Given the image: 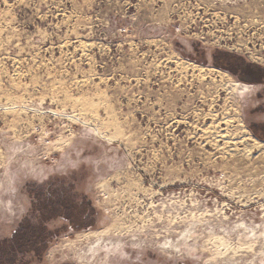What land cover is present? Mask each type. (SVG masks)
Segmentation results:
<instances>
[{
  "label": "rangeland",
  "instance_id": "1",
  "mask_svg": "<svg viewBox=\"0 0 264 264\" xmlns=\"http://www.w3.org/2000/svg\"><path fill=\"white\" fill-rule=\"evenodd\" d=\"M254 141L264 0H0V252L74 193L15 263L264 264Z\"/></svg>",
  "mask_w": 264,
  "mask_h": 264
},
{
  "label": "trees",
  "instance_id": "2",
  "mask_svg": "<svg viewBox=\"0 0 264 264\" xmlns=\"http://www.w3.org/2000/svg\"><path fill=\"white\" fill-rule=\"evenodd\" d=\"M44 188L48 189L49 194L44 195L41 191H38L33 196V204L34 210H32V217L30 216V221L27 222L26 226L23 225L25 219L20 221L18 229L14 231V234L11 236L10 248L5 252H0V264H28L27 261L20 260L18 263H15L17 258L15 256H23L24 253L28 252V249H32L34 257H39L41 259V254L38 253V245L43 241L45 234H41L42 237L39 236L38 229L40 226L42 227L43 222H48L54 218H62L67 223L69 221L68 208H71V204L74 201V198L71 196L74 193H71L69 197L66 198L67 195L62 194L60 191L54 189L52 184H46ZM52 196V199H50ZM42 198H45V202L42 203ZM82 204L88 206L89 210L87 211L85 223L92 221L94 219V209L91 205V202L87 199V196H82ZM69 202V203H68ZM50 203L46 205L47 208L52 206V209L41 208L42 204ZM34 211V212H33ZM63 212L62 213H59ZM32 219L35 220V223H32ZM62 225L61 227H63ZM32 235V238L29 235ZM34 243L35 247L30 248V244ZM37 245V247H36Z\"/></svg>",
  "mask_w": 264,
  "mask_h": 264
},
{
  "label": "bare ground",
  "instance_id": "3",
  "mask_svg": "<svg viewBox=\"0 0 264 264\" xmlns=\"http://www.w3.org/2000/svg\"><path fill=\"white\" fill-rule=\"evenodd\" d=\"M248 88L247 85H242L241 86V89L239 90L240 93H244L245 90ZM246 133V132H245ZM254 145H256L257 147L261 148L263 147L264 148V142H260V141H254ZM116 250V249H115Z\"/></svg>",
  "mask_w": 264,
  "mask_h": 264
},
{
  "label": "flooded vegetation",
  "instance_id": "4",
  "mask_svg": "<svg viewBox=\"0 0 264 264\" xmlns=\"http://www.w3.org/2000/svg\"><path fill=\"white\" fill-rule=\"evenodd\" d=\"M251 126L255 129L256 126L259 125V123H257L256 121H252L251 123Z\"/></svg>",
  "mask_w": 264,
  "mask_h": 264
},
{
  "label": "clouds",
  "instance_id": "5",
  "mask_svg": "<svg viewBox=\"0 0 264 264\" xmlns=\"http://www.w3.org/2000/svg\"><path fill=\"white\" fill-rule=\"evenodd\" d=\"M33 178H35V177H33Z\"/></svg>",
  "mask_w": 264,
  "mask_h": 264
}]
</instances>
